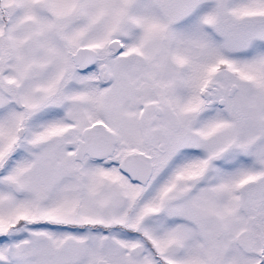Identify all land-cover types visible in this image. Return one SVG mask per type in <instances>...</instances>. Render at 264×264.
Masks as SVG:
<instances>
[{
  "label": "snow or ice",
  "instance_id": "obj_1",
  "mask_svg": "<svg viewBox=\"0 0 264 264\" xmlns=\"http://www.w3.org/2000/svg\"><path fill=\"white\" fill-rule=\"evenodd\" d=\"M0 264H264V0H0Z\"/></svg>",
  "mask_w": 264,
  "mask_h": 264
}]
</instances>
